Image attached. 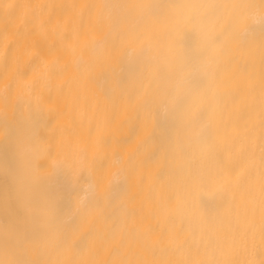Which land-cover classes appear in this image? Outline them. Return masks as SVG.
Returning a JSON list of instances; mask_svg holds the SVG:
<instances>
[{"label": "bare ground", "instance_id": "6f19581e", "mask_svg": "<svg viewBox=\"0 0 264 264\" xmlns=\"http://www.w3.org/2000/svg\"><path fill=\"white\" fill-rule=\"evenodd\" d=\"M0 264H264V0H0Z\"/></svg>", "mask_w": 264, "mask_h": 264}]
</instances>
